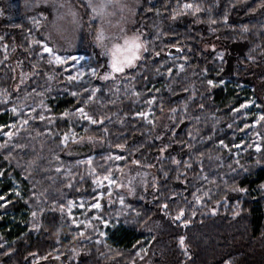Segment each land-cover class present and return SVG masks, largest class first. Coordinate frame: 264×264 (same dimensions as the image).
Here are the masks:
<instances>
[{
  "label": "trees",
  "instance_id": "obj_1",
  "mask_svg": "<svg viewBox=\"0 0 264 264\" xmlns=\"http://www.w3.org/2000/svg\"><path fill=\"white\" fill-rule=\"evenodd\" d=\"M51 1L57 15L67 5L78 12L84 44L56 34L57 17L43 11V0H13L10 6L0 0V116L13 107L23 113L13 117L15 128L3 130L15 135L0 136V144L7 141L0 148L2 178L14 181L20 193L0 200V264H264V124H254L264 113V0H135L130 30L142 34L149 50L115 81L88 71L101 74L105 66L93 45L100 15L86 7L87 0ZM184 3L201 11L184 9ZM35 41L62 57H87L83 77L70 82L72 60L49 64ZM221 83L250 89L251 115L237 108L240 94ZM91 88L99 91L88 110L103 124L62 117ZM37 114L46 119H32ZM23 118L28 125L20 123ZM69 132L75 139L65 145L61 140ZM89 136L91 144H81ZM118 155L125 159L115 160ZM108 156L113 159L106 161ZM115 165L123 172L149 171L143 199L124 196L119 207L115 186L111 202L97 196L93 169L102 175ZM123 172L114 171L117 181ZM94 197L103 205L95 214L108 221L103 236L72 224L66 213L69 201L90 204ZM61 203L67 219L57 233ZM180 208L184 215L177 221ZM10 213L24 215L13 234L2 230Z\"/></svg>",
  "mask_w": 264,
  "mask_h": 264
},
{
  "label": "snow or ice",
  "instance_id": "obj_2",
  "mask_svg": "<svg viewBox=\"0 0 264 264\" xmlns=\"http://www.w3.org/2000/svg\"><path fill=\"white\" fill-rule=\"evenodd\" d=\"M86 7L91 8L92 11L94 13H96L97 15L103 16V7L104 5L101 3L99 6H97V4H95L93 2V0H87V4ZM184 9H194V12H199L201 11V8L199 5H193L192 3H184L182 6ZM75 15V14H74ZM173 18H175V15L173 16ZM225 20H227V16L224 17ZM35 22V21H34ZM216 21H211V23H215ZM243 30L247 31V25L243 26ZM121 31L123 32L124 30L121 29ZM119 39L122 40V43H118V42H113L114 38L111 36H106L105 34V30L101 27L96 29V35L93 38V42L96 44L97 47L101 48L103 51L100 53L101 55H106L109 57L107 64H106V70L102 73V74H98L97 69L96 68H89V73L91 76L95 77V78H99L101 80L104 81H108V80H113L115 81L118 76L120 74H125L126 75V70H131L134 69L138 66V63L140 61H142L145 57H144V53L148 52V41L145 39H142V34L140 33H133L132 35H123L121 37H119ZM36 44L41 45L42 46V52L47 53L48 54V63L52 64V63H56L57 65H61L63 66L64 64L67 63L68 60H72L74 62H77L78 60H82L84 59V57H74V56H69V57H62L60 55H58L54 49L52 47H50L47 43H44L43 41H35ZM109 44L111 45L109 47ZM156 55H159V53L157 52ZM251 58V57H250ZM74 66V65H73ZM101 67H105L104 65H101ZM181 70H183L184 65H180L179 66ZM168 72L171 73L172 69L169 68ZM84 75V70L81 68L78 70L77 75L73 76V75H69L68 76V80L71 81H76L79 80L81 77H83ZM209 84H212V81H208ZM186 90V89H185ZM84 92V99L81 101L80 106L76 107L73 113H68L67 111L62 113V117H66L69 115L72 116H77V118L79 120L82 121H87L90 124H103V120L102 119H97L92 113H90V111L88 110V107L90 105V103H92L94 101V99L97 96V92L99 91V89L97 88H91V89H83L82 90ZM117 91H119V89H117ZM73 96H77L78 93L73 92L72 93ZM138 95V94H137ZM155 99V97H153V100ZM151 103V101L149 102ZM251 103V102H250ZM43 104V102L41 101V105ZM26 106V105H23ZM22 106V107H23ZM201 107H203L201 105ZM247 105L245 104H241L240 108H246ZM12 113L14 114H19V115H23L22 111L16 107H13L11 109ZM31 112L35 113L36 109L35 108H31L30 109ZM172 111H175L174 109ZM239 111V110H237ZM78 114V115H77ZM138 115L141 116H146V113H138ZM39 119L41 121H44L46 119V117L43 114H37L36 116H33L32 119ZM198 119V118H197ZM20 123L22 125H28L29 123V119L28 118H23ZM254 124L256 125H260V124H264V113H261L259 115V117L257 119H255ZM13 128H15V124L12 125ZM251 125L249 124H245L244 128L248 129L250 128ZM85 131H87V129H85ZM104 131L106 132L107 129H104ZM243 131V129L241 130ZM5 136H7L9 138V140L12 138V136L15 135V133H8L5 132L4 133ZM257 135H260L259 133H257ZM68 133H65L61 143L67 145L68 143ZM73 139H75V135L73 134ZM80 140H83L84 137H79ZM88 140H92L93 137L89 136L87 137ZM7 144V141H5L4 144H0V148H4ZM220 144L222 146H224V142L220 141ZM17 147H23L22 145H17ZM116 147L118 148H123V145H116ZM237 147H239V145H237ZM249 147H251V145H249ZM256 151L257 152H261L262 150V145L261 144H256L255 145ZM163 151V150H162ZM202 155V154H201ZM5 159H7V157H5ZM113 159L112 156H108L105 157L106 161H111ZM125 158L122 156H115V160L117 161H123ZM35 161H29V164H34ZM83 163V161L81 162ZM87 163L89 165L92 164V160L89 159L87 161ZM132 164L134 165H139L140 161L139 160H132L131 161ZM174 163H179V161H174ZM57 172L60 171L59 168L56 169ZM114 171L117 172H123V168L120 165H115L114 167L109 166L106 167L104 169V173L102 175H96L95 174V170L93 169V175H94V179H93V183L101 189H104L105 191H101L98 193L99 197H103L105 195V192H107V195L109 197V202H111V196H112V186H115L116 188H121L124 187L125 185L119 183L117 181V179L114 177ZM0 175H3V172H0ZM167 175V174H165ZM203 179H207V177H203ZM107 182V187L105 186L104 182ZM129 185H131L132 183V179H129ZM69 187H71L72 185H68ZM199 191V189H197V192ZM197 192H193L192 195L193 197L196 199L197 202H200L201 197L197 195ZM135 193V189L133 187H128V194L132 195ZM17 196L20 195L19 192L15 193ZM204 195H208V193H204ZM4 197L0 196V200H3ZM119 202L121 203V205H124L125 200L123 196L119 197ZM74 205L73 201H69L68 202V216L72 215V206ZM79 207L81 209L87 208L88 211L85 213V215H91L92 210H102L103 205L101 203L100 199H96L95 197L93 198V201L90 204L85 205L83 202H81V204L79 205ZM164 208H167L168 205L164 204L163 205ZM64 208L65 205L63 203L59 204V210H60V219H59V226L56 228L57 233L60 232L61 228L64 226V222L67 219V217H65L64 215ZM41 213L44 212V208H39L38 209ZM52 211H55V209H53ZM31 215L35 218L37 213L36 211H32ZM137 215H139V213H137ZM184 215V209L180 208L178 211V214L175 217V220L179 221L181 220L182 216ZM93 219L95 220H102V216L101 215H96L93 217ZM105 225L108 224L107 220H103L102 221ZM53 224H56L57 221L55 219V217L53 218L52 221ZM72 224H78V222L76 220H72L71 221ZM80 224H83L86 228H90L92 227V224L90 221H80ZM79 227V225H78ZM78 235L83 237L85 235V233L83 231H79ZM101 236L105 235V233L101 232L100 233ZM181 242H183V237H181ZM97 243H99V241H97ZM139 243V242H138ZM75 251V250H74ZM137 255H139V253H137Z\"/></svg>",
  "mask_w": 264,
  "mask_h": 264
},
{
  "label": "rangeland",
  "instance_id": "obj_3",
  "mask_svg": "<svg viewBox=\"0 0 264 264\" xmlns=\"http://www.w3.org/2000/svg\"><path fill=\"white\" fill-rule=\"evenodd\" d=\"M13 0H8L7 4L10 6L11 2ZM135 0H105V4H108L105 8H103V16L99 17L98 20V28H103L105 30L106 36H111L114 38L113 42L122 43V40L119 39V37L123 35H132L133 32L130 30L132 19H133V7L135 6ZM51 0H43L42 6H45V9H43L44 12H46L48 15L52 16L55 19V24H53L54 29L56 30V34L68 41H71L72 43H80L84 44L86 40L87 33L83 31L82 26L80 25V21L78 18V12L67 5L65 8H62V10L58 13V9H53L48 4H51ZM99 6V4H97ZM7 10V9H6ZM75 14V15H74ZM57 26V29H56ZM121 29L124 31L122 32ZM55 36V35H54ZM57 38V36H55ZM93 45L95 48L101 53L103 50L96 46V44L93 42ZM111 45L109 44V47ZM98 52V53H99ZM48 55L47 53H45ZM100 56V55H99ZM74 57H84L82 60H78L77 62L72 61L71 65L69 64V67L73 69V76L77 75V72L79 69H84V65H81L82 62H85L87 60V57L77 54ZM102 58H104L105 61V67L103 72L106 70V64L109 59L106 55H101ZM74 65V66H73ZM102 72V73H103ZM101 73V74H102ZM99 79V78H98ZM101 80V79H99ZM104 81V80H101ZM224 88L227 90V92L240 94L241 96V103L238 105V109L243 112L245 117H248L252 114L253 111V98L250 94V89L246 86H231V85H225L224 83H221ZM230 90V91H229ZM233 96V95H232ZM234 97V96H233ZM251 102V103H250ZM241 104L247 105L246 108H240ZM148 115V114H147ZM16 114L12 113L11 109L6 111L4 114L0 116V136H5V132L9 131H3L4 129H10L12 128V125L14 124V119ZM163 126V125H162ZM161 126V127H162ZM73 134L76 135L74 132L68 133V141L73 140ZM160 136L162 134H159ZM64 136V135H63ZM63 138V137H62ZM91 144V140L84 139L81 144ZM76 154L82 153V149L80 151H76ZM120 179L118 180L119 183L125 185L124 187L117 188L120 196H127L132 199H143L144 195H141V191L146 190V186L150 183V175L149 171H136L134 168H127L124 170V172L120 175ZM129 179H132L131 185H129ZM105 186L107 187V182L105 181ZM95 190L98 192L105 191L104 189L98 188L94 184ZM128 187H133L135 189V193L132 195L128 194ZM113 191V186H112ZM16 192H19L17 184L14 183L11 179L6 180L2 178V175H0V196H11L14 197ZM98 196V195H97ZM105 197L107 196L106 201L109 202V197L107 195V192H105ZM119 196V197H120ZM99 197V196H98ZM118 197V206L122 207L124 205H121L119 202ZM100 198V197H99ZM83 202L85 205L88 203L84 199H80L74 202V205L72 206V215L69 216L72 220H76L78 224H80V221H90L92 224V227L89 229L93 230L95 233L100 234L101 232L104 233V230L107 225H105L101 220H95L93 219L94 216H96L95 212H98L99 210H92L93 214L91 215H85V213L88 211L87 208L81 209L79 205ZM66 213L68 215V207L66 210ZM5 217V225L2 227V230H5V233L10 230L11 234H13L11 231L13 228L22 227L23 224V214H7ZM96 221H100L101 223H95ZM74 224V225H78ZM83 225V224H82ZM84 226V225H83ZM13 236L10 235V238ZM9 239V235H8ZM35 264H61L60 261L54 260V261H40Z\"/></svg>",
  "mask_w": 264,
  "mask_h": 264
}]
</instances>
